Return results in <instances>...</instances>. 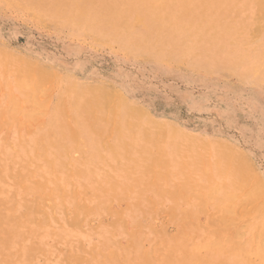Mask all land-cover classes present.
<instances>
[{
    "label": "rangeland",
    "instance_id": "374dc122",
    "mask_svg": "<svg viewBox=\"0 0 264 264\" xmlns=\"http://www.w3.org/2000/svg\"><path fill=\"white\" fill-rule=\"evenodd\" d=\"M85 1L0 0V264H264V0Z\"/></svg>",
    "mask_w": 264,
    "mask_h": 264
},
{
    "label": "bare ground",
    "instance_id": "6f19581e",
    "mask_svg": "<svg viewBox=\"0 0 264 264\" xmlns=\"http://www.w3.org/2000/svg\"><path fill=\"white\" fill-rule=\"evenodd\" d=\"M18 1V0H17ZM130 1V3L132 4V6L133 7H135V6H137V5H143V4H146V0H129ZM150 1V0H149ZM156 1V0H155ZM159 1V0H158ZM201 2V1H200ZM7 3H8V1H7ZM119 3V2H118ZM257 3V2H256ZM9 4V3H8ZM14 4V3H13ZM78 4V3H77ZM154 4V3H153ZM181 4V3H180ZM16 5V4H15ZM35 5V4H34ZM158 4H156V6H157ZM172 5V4H171ZM21 6V5H20ZM127 6V5H126ZM189 6V5H188ZM23 7V6H22ZM30 7V6H29ZM158 7V6H157ZM259 7H261L260 5H259ZM59 8V7H58ZM205 8V7H204ZM82 9H120L119 8V6H116V5H109L107 2H106V0H87V1H85V3L83 4V6H82ZM145 9V8H144ZM161 9V8H160ZM162 9H172L171 7H170V4L169 3H167V4H165L164 5V7L162 8ZM173 9H175V7L173 8ZM190 9V8H189ZM263 9V8H262ZM138 10H140V9H138ZM159 10V9H158ZM264 10V9H263ZM187 11H188V9H187ZM84 12H86V10L84 11ZM98 12H100V10H98ZM98 12H96V13H98ZM67 13V12H66ZM96 13H95V15H96ZM154 13V12H153ZM160 13V12H159ZM57 15V14H56ZM64 15V14H63ZM78 15V14H77ZM80 15H82V14H80ZM157 16V15H156ZM152 18V17H151ZM157 18H158V16H157ZM166 17L164 16V19H165ZM178 18V17H177ZM49 19V18H48ZM74 19V18H73ZM153 19V18H152ZM161 19V18H160ZM159 20V19H158ZM167 20V19H166ZM149 21H151V20H149ZM155 21V20H154ZM151 23H152V21H151ZM75 26V25H74ZM133 28V27H132ZM174 28V29H173ZM173 28H162V27H158V26H156V24H155V33H156V30L157 29H159V30H161L162 29V32L163 31H166V33L168 34V38H171V37H176V36H178V32H181V31H183V30H181V31H178L179 29H180V27H179V23H176V24H174L173 25ZM169 31V32H168ZM229 32V31H228ZM264 40V39H263ZM2 65V64H1ZM2 67V66H1ZM3 69H4V67H3ZM2 70V69H1ZM7 70V69H6ZM19 70H20V68H19ZM9 71V70H8ZM18 71V70H17ZM3 73V72H2ZM8 73V72H7ZM19 73V72H18ZM10 75V74H9ZM15 75H16V73H15ZM13 76V75H12ZM24 76V75H23ZM22 76V77H23ZM14 77V76H13ZM16 77V76H15ZM27 77V76H26ZM3 78V77H2ZM16 79V78H15ZM18 79V78H17ZM16 79V80H17ZM29 79V78H28ZM35 80V79H34ZM7 81V80H6ZM5 81V82H6ZM22 81V80H21ZM30 81V80H29ZM17 82V81H16ZM10 84V83H9ZM8 84V85H9ZM16 84H18V83H16ZM18 85H20V84H18ZM31 85V84H30ZM34 85V84H33ZM21 86V85H20ZM23 86V85H22ZM28 86V85H27ZM3 87V86H2ZM32 87H34V86H32ZM37 88H39L38 86H37ZM9 89V88H8ZM26 89H27V87H26ZM35 89V88H34ZM11 90V89H10ZM9 90V91H10ZM19 90V89H18ZM17 90V91H18ZM31 90V89H30ZM0 91H2L1 90V88H0ZM8 91V92H9ZM50 91H51V89H50ZM4 92V91H3ZM11 92V91H10ZM0 93H2V92H0ZM21 93V92H20ZM32 94L34 93V92H31ZM35 94V93H34ZM33 94V95H34ZM3 95H4V93H3ZM7 95H8V93H7ZM26 95V94H25ZM9 96H11V95H9ZM48 96V95H47ZM8 97V96H7ZM12 97V96H11ZM16 97V96H15ZM49 97V96H48ZM47 97V98H48ZM12 98H14V97H12ZM17 98V97H16ZM28 98V97H27ZM29 98H31V96L29 97ZM45 98V97H44ZM32 99V98H31ZM30 100V99H29ZM31 101V100H30ZM47 101V100H46ZM9 102H10V100H9ZM12 102V101H11ZM36 102V101H35ZM31 104H33L32 102H31ZM43 105V104H42ZM16 106V103H15V105L13 104V106H11V109H12V107H15ZM21 106L22 105H20L19 106V108H21ZM37 106V105H36ZM31 107V106H30ZM29 107V108H30ZM38 108H39V106H38ZM33 109V108H32ZM15 110H17L16 108L15 109H13V111H15ZM34 110V109H33ZM39 110H41V109H39ZM12 111V112H13ZM36 112V111H35ZM15 113V112H14ZM33 114V113H32ZM34 114H36V113H34ZM20 115H23V114H20ZM26 115V114H25ZM32 116V115H31ZM30 117V116H29ZM35 118V117H34ZM26 119H27V117H26ZM1 127V126H0ZM247 179V178H246ZM259 180V179H258ZM257 183V182H256ZM249 187H251V186H248L247 187V189L249 188ZM207 188V187H206ZM240 189V188H239ZM245 189V188H244ZM243 189V190H244ZM246 189V191L248 192V190ZM260 189H261V187H260ZM242 190V191H243ZM257 192H259V191H257ZM249 193V192H248ZM244 194V193H243ZM250 194V193H249ZM256 194H258V193H256L255 192V195ZM49 195V194H48ZM233 195H235V194H233ZM239 196V195H238ZM253 196H254V193H253ZM235 197V196H234ZM233 197V198H234ZM255 197V196H254ZM236 198V197H235ZM256 198V197H255ZM247 199V198H246ZM258 199V198H257ZM242 200V199H241ZM255 200V199H254ZM243 201V200H242ZM256 201V200H255ZM232 202H234L233 200H232ZM259 202V201H258ZM204 204V203H203ZM252 204V203H251ZM241 205V204H240ZM264 205V204H263ZM242 206V205H241ZM252 206V205H251ZM247 207H248V205H247ZM257 207V206H256ZM243 208H244V206H243ZM242 208V209H243ZM250 208V207H249ZM239 209H241V208H239ZM251 209V208H250ZM250 209H248V212H250L249 210ZM242 212L244 211V210H241ZM238 212V211H237ZM252 212V211H251ZM227 219V218H226ZM40 220V219H39ZM240 220V219H239ZM235 221H237V220H235ZM234 221V222H235ZM233 222V221H232ZM240 222V221H239ZM237 223V222H236ZM249 224V223H248ZM236 225H238V224H236ZM232 226H234L233 224H232ZM245 226V225H244ZM228 229V228H227ZM230 231V230H229ZM234 231V230H233ZM232 231V232H233ZM261 231V230H260ZM260 231H259V233H260ZM257 233V232H256ZM230 234V233H229ZM235 234V233H234ZM263 234V233H262ZM228 236V235H227ZM231 236H232V234H231ZM259 236V235H258ZM263 237V236H262ZM227 238H229V240H230V235L227 237ZM232 238H234V235L232 236ZM237 239V238H236ZM257 239V238H256ZM228 240V241H229ZM231 240H235V239H231ZM260 240H261V237H260ZM256 241V240H255ZM262 241V240H261ZM264 241V240H263ZM226 242V241H225ZM231 242V241H230ZM233 242V241H232ZM235 242H237V241H235ZM234 242V243H235ZM255 244H256V242H255ZM237 245H238V243H237ZM233 246V245H232ZM257 247V246H256ZM234 248V247H233ZM239 249V248H238ZM241 249V248H240ZM243 249V248H242ZM260 250V249H259ZM240 251V250H239ZM242 251V250H241ZM244 251V250H243ZM257 252V251H256ZM261 252V251H260ZM259 252V253H260ZM225 253V252H224ZM258 253V252H257ZM262 254V253H261Z\"/></svg>",
    "mask_w": 264,
    "mask_h": 264
}]
</instances>
